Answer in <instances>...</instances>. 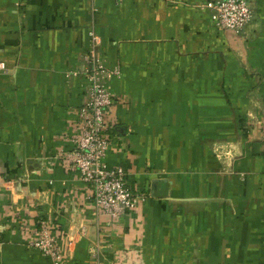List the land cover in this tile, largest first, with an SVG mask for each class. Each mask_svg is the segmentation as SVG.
Instances as JSON below:
<instances>
[{"label": "crops", "instance_id": "crops-1", "mask_svg": "<svg viewBox=\"0 0 264 264\" xmlns=\"http://www.w3.org/2000/svg\"><path fill=\"white\" fill-rule=\"evenodd\" d=\"M213 1L0 0V264H52L41 220L68 264H264V0L239 34ZM90 31L119 71L108 163L150 196L117 222L61 160Z\"/></svg>", "mask_w": 264, "mask_h": 264}, {"label": "built area", "instance_id": "built-area-1", "mask_svg": "<svg viewBox=\"0 0 264 264\" xmlns=\"http://www.w3.org/2000/svg\"><path fill=\"white\" fill-rule=\"evenodd\" d=\"M207 8L218 28L238 34L254 17L247 0H215ZM89 37V49L83 56V70L70 73L72 76L84 75L86 100L77 113L76 128L71 135L73 148L61 160L66 170L78 172L80 180L88 186L94 213L117 222L150 196L130 184L121 165L110 166L108 163L109 154L117 147L113 136L116 121L112 116L115 99L108 85L112 77L119 75V71L106 67L98 50L96 33L90 31ZM3 67L0 64V68ZM38 228L29 243L30 247L50 259L52 264H68L50 222L41 220Z\"/></svg>", "mask_w": 264, "mask_h": 264}]
</instances>
